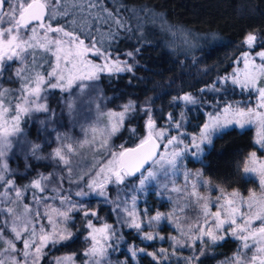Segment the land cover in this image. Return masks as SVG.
I'll return each instance as SVG.
<instances>
[{"label": "snow or ice", "instance_id": "obj_1", "mask_svg": "<svg viewBox=\"0 0 264 264\" xmlns=\"http://www.w3.org/2000/svg\"><path fill=\"white\" fill-rule=\"evenodd\" d=\"M157 25L193 65L201 44L216 51L215 33L169 25L147 4L0 0V264H211L229 239L219 264H264V29L242 34L230 71L171 95L170 111L107 96L105 79L132 84ZM246 127L255 147L233 174L258 189L243 195L214 186L205 161ZM81 238L82 252L56 255Z\"/></svg>", "mask_w": 264, "mask_h": 264}, {"label": "trees", "instance_id": "obj_2", "mask_svg": "<svg viewBox=\"0 0 264 264\" xmlns=\"http://www.w3.org/2000/svg\"><path fill=\"white\" fill-rule=\"evenodd\" d=\"M126 3L130 7L147 4L169 25L191 30L199 36L215 33L218 37V40L209 42L216 49L211 55L207 54L209 46L201 44L203 51L197 49L195 52L200 62L193 65L191 54L185 58L182 51L178 50L173 54L164 47L166 42L155 28L153 31L156 43L146 47L139 57L140 66L132 84L129 85L127 79H121L112 85H109L106 79L102 82L101 86L107 96L123 89L126 96L137 99L140 104L152 98L155 108H163L165 111L171 110L168 107L171 95L179 93L182 89L196 91L198 86L213 79L217 73L225 69L230 71V60L242 34L251 28L264 29V0H126ZM205 68L208 69L207 75L203 71ZM55 96L57 97V93ZM52 106L57 107L56 104ZM93 116L94 113L88 110V105L78 104V118L81 122L86 123ZM254 140L253 127H246L243 130H232L216 142L212 158L205 161L209 165V168L205 169V176L212 180L214 186L222 185L227 191L239 189L243 195H247L249 189H258V184L248 182L252 178L241 181L239 175L233 174L238 158L245 157L255 147ZM90 159L89 156L88 161ZM188 166L194 171L199 167L192 164ZM147 203L151 208L160 207L161 204L167 208L166 202L158 201L151 194L147 196ZM133 238L128 237L129 240ZM136 242L140 243L139 240ZM83 246L81 238L70 248L62 249L56 255L82 252ZM234 247L235 242L227 240L223 247L217 249L216 257L230 253ZM142 264H149L148 259L145 258Z\"/></svg>", "mask_w": 264, "mask_h": 264}, {"label": "rangeland", "instance_id": "obj_3", "mask_svg": "<svg viewBox=\"0 0 264 264\" xmlns=\"http://www.w3.org/2000/svg\"><path fill=\"white\" fill-rule=\"evenodd\" d=\"M156 29H157V31H159V26L157 25L156 26ZM159 33H160V36L163 38V41H165L166 42V44L169 42V41H171L173 38L169 35V34H167V33H164V32H161V31H159ZM176 44H177V47L179 48V46H180V40H179V38H176ZM241 67H242V65H241ZM121 93H123L124 94V97H125V99L126 98H129V96H126V94L124 93V91H123V89H121L120 91H119V93H114V94H111V95H108L109 97H112V96H116V97H119L120 95H121ZM59 96V93H57V97ZM57 97L55 96V94H53V96H52V98H51V103L52 104H56L57 105V103H56V99H57ZM130 98H132V97H130ZM121 101L119 100V99H117L116 100V104L118 105L119 103H120ZM84 105H86V104H84ZM110 106H115V105H110ZM192 115H195V113H193ZM197 123V121L196 120H193L192 121V125H191V127H194L195 126V124ZM253 129H254V136H255V138H256V128L255 127H253ZM182 182V181H181ZM216 194H218V193H213V196H215ZM245 195V194H244ZM94 206V205H93ZM139 244V243H138ZM235 247H236V242H235ZM235 247L231 250V252L230 253H228V254H225V255H220V256H217L216 257V259H212L211 260V264H219V261L220 260H223L225 257H227V256H231L232 255V253H233V251L235 250Z\"/></svg>", "mask_w": 264, "mask_h": 264}]
</instances>
